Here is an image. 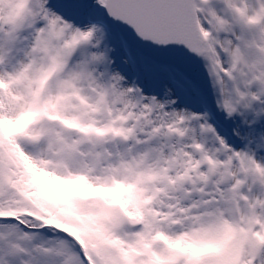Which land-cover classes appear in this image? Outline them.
<instances>
[{
    "label": "snow or ice",
    "instance_id": "obj_1",
    "mask_svg": "<svg viewBox=\"0 0 264 264\" xmlns=\"http://www.w3.org/2000/svg\"><path fill=\"white\" fill-rule=\"evenodd\" d=\"M0 264H264V0H0Z\"/></svg>",
    "mask_w": 264,
    "mask_h": 264
}]
</instances>
